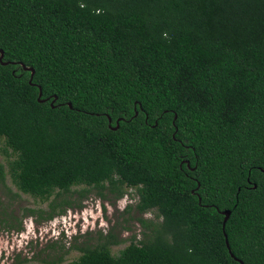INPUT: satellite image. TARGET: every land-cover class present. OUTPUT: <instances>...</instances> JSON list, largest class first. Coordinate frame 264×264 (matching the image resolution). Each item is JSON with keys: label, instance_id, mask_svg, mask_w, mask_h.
<instances>
[{"label": "trees", "instance_id": "16d2710c", "mask_svg": "<svg viewBox=\"0 0 264 264\" xmlns=\"http://www.w3.org/2000/svg\"><path fill=\"white\" fill-rule=\"evenodd\" d=\"M0 49L17 188L133 187L163 216L70 264H241L226 209L234 255L264 264V0H0Z\"/></svg>", "mask_w": 264, "mask_h": 264}, {"label": "rangeland", "instance_id": "374dc122", "mask_svg": "<svg viewBox=\"0 0 264 264\" xmlns=\"http://www.w3.org/2000/svg\"><path fill=\"white\" fill-rule=\"evenodd\" d=\"M15 157L0 139V165L6 173L3 179L0 175V264H13L17 257L28 259L25 264H51L57 259L60 261L54 264H70L82 254L80 247L112 238L120 241L111 247L117 255L132 240L147 238L149 231L143 221H163L154 210H140V196L133 187L75 186L60 196L55 192L47 200L24 193L8 172V160Z\"/></svg>", "mask_w": 264, "mask_h": 264}, {"label": "water", "instance_id": "95a60500", "mask_svg": "<svg viewBox=\"0 0 264 264\" xmlns=\"http://www.w3.org/2000/svg\"><path fill=\"white\" fill-rule=\"evenodd\" d=\"M4 56H5L4 50H3V49H0V61H1L3 64L7 65V64H10V63H12V64L15 63V62H6V61H4V60H3ZM20 65H21L25 70L31 71L30 83H32V80H33V77H34V74H35V69H33L32 67L26 66L24 63H20ZM39 89H40V93H39L38 100H39L40 102H45V101H47V100H48L47 98H45V99L42 98V96H43V90H42V87L39 86ZM57 98H58V97L55 96V97L53 98L52 102H51V105H52L53 107H54V103L56 102ZM68 104H69V106H70L71 108L73 107V105H72L71 102H69ZM137 114H138V112H137ZM175 118H177V115L175 116ZM109 121H110V123L112 122V118H111L110 116H109ZM119 121H120V119L117 120V126H116V127H113V129H117V128L119 127ZM187 164H188V166L190 167V163L187 162ZM221 213L224 215L223 231H224V234H225L227 247H228V249H229V251H230L232 257H234L236 260H238L241 264H245L242 260H240L239 258H237V257L234 255V253L232 252L231 247H230V243H229V239H228V235H227L226 230H225V229H226V223H227V221L229 220V218H230V216H231V210L226 209V210L221 211Z\"/></svg>", "mask_w": 264, "mask_h": 264}, {"label": "clouds", "instance_id": "9594fccd", "mask_svg": "<svg viewBox=\"0 0 264 264\" xmlns=\"http://www.w3.org/2000/svg\"><path fill=\"white\" fill-rule=\"evenodd\" d=\"M55 230H57V229H55ZM50 231V230H49ZM64 232H65V230H64ZM61 233H63V228H62V230H61ZM38 238V237H37ZM39 239V238H38ZM28 244V243H27Z\"/></svg>", "mask_w": 264, "mask_h": 264}]
</instances>
